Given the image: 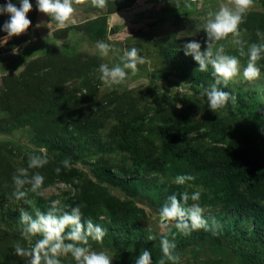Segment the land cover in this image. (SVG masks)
I'll return each instance as SVG.
<instances>
[{"label":"rangeland","instance_id":"obj_1","mask_svg":"<svg viewBox=\"0 0 264 264\" xmlns=\"http://www.w3.org/2000/svg\"><path fill=\"white\" fill-rule=\"evenodd\" d=\"M30 3L33 8L27 14L31 21L29 29L26 33L13 36L7 40L6 44L0 45V97H3L4 82L10 78L9 84L15 85L11 79H14L13 75L19 72L9 67L4 69L5 62L2 58L5 55L23 54L22 50L29 49L46 39H57L63 42L71 39L73 45L66 49L71 54L77 51L78 53L76 59L68 63L67 70H72L75 76L68 79L64 86L80 99V103L87 100L90 94L96 95V98L100 100L115 94L124 96L139 110H175L174 104L177 102L185 103L187 107H196L198 113L209 120L220 121L219 133L242 132L250 126L260 125L264 110V75L252 81L240 76L230 80L224 90L231 95L243 94L244 104L236 100L235 103L229 101L225 108L216 113L208 110L203 92L174 85L171 80L172 78L185 80L201 77L204 88L211 86L215 79L211 66L204 72L189 67L188 64L193 63L194 60L184 55L179 43L187 38L205 36L202 25L208 19V13H215L221 6L231 7L233 0H134L128 8L114 12H110V5L116 3V0H106L103 9L93 7L92 0H74L72 19L63 29L57 28L55 21L36 10L35 0H30ZM248 11L262 12V0H252ZM101 17L106 19L109 32L112 29L106 39L98 40L111 46L109 55L106 57L100 56L96 47L97 41L92 40L82 31V26L86 23ZM7 19V15L0 16V25ZM72 35H75V38ZM4 36L6 33L0 32V38ZM230 41L231 35L217 42V46L222 44L225 50L234 49L236 46ZM10 43L15 46L8 50L10 47L7 48L6 45ZM201 44L203 46V42ZM131 47H136L138 55L143 56L145 60L143 64L137 65L136 75L126 76L125 80L118 85H108L101 81L99 65L105 63L109 67L114 66L124 51ZM13 50L16 52L13 53ZM44 60L46 59H34L29 66L26 64L25 67L24 64L26 77L39 71L40 76L47 73L46 82H50L52 69L48 63L42 65ZM13 63L11 62L12 65ZM40 66H42L41 70H39ZM245 66L240 64L241 70ZM261 71L264 73L262 69ZM191 72L196 73V77L190 75ZM18 80L22 83L25 79ZM87 87L90 93L87 92ZM27 100L26 97L24 102ZM105 105L106 103L103 102L102 107ZM165 105L167 108L164 107ZM7 114L9 113L5 112L4 105L0 103V119ZM202 132L199 130L183 139H189L191 144H196L201 138L198 135ZM45 145L46 143L35 134L34 129L25 123L17 122L15 126H7L5 130L0 131V150L6 153L17 169L27 167L29 154H40V149L47 151ZM47 157L51 158V155ZM96 157L97 154L82 150L76 166L82 175L78 176L77 180L74 179L73 183L55 180L39 192V198L41 203L48 206H51L53 200H57L59 203L56 207H59L72 196L75 183L91 180L98 189L104 190L102 195L106 193L121 201H128V208L134 206L139 209L141 212L115 209L109 214L106 209L94 206L99 220L104 223L100 226L105 229V233H113L127 243L117 247L107 237H104L101 242L89 239L91 250L105 251L112 258L111 264H115L118 255L135 253L137 257L143 249L151 251L153 264H159L163 256L160 246L162 237H167L170 241L174 239L176 248L173 254L178 256L175 264H264V232L261 238L259 233L262 231H257L255 221L234 211L223 210L220 205L210 200V196H207L205 191L203 193L196 187L193 180L179 185L158 173L140 170L138 175L130 178L137 186L138 195L129 197L120 189L94 178L92 169ZM111 158L114 159V155H111ZM115 163L117 164L116 161ZM112 174L119 178L115 169L112 170ZM172 186L178 187L180 193L187 191L191 194L196 190L201 192L199 201L189 200L186 206L198 203L203 209L202 215L208 221V228L200 229V231L208 233L209 237L199 238L192 233L185 236L175 229V221H168L167 227L161 224L159 209L166 202L167 193ZM26 189L28 188L25 187L23 190ZM25 199L32 201V204H25L23 200L18 201L14 198L0 201V264H27L28 257L15 254V244L19 242L22 247L30 250L35 241L40 238L37 234L31 240H26L22 235L23 231L16 228L13 222L14 219L19 220L21 208L28 210L33 216L38 210L37 200L32 192H27ZM148 235H153L155 239L148 240ZM59 259L61 264H75L70 254L60 256ZM134 261L135 259L132 264ZM165 264H172V262L165 260Z\"/></svg>","mask_w":264,"mask_h":264},{"label":"trees","instance_id":"obj_2","mask_svg":"<svg viewBox=\"0 0 264 264\" xmlns=\"http://www.w3.org/2000/svg\"><path fill=\"white\" fill-rule=\"evenodd\" d=\"M133 2L134 0H116V3L110 5V12L128 8ZM2 4L4 0H0V5ZM262 7V12L247 11L243 23L239 25L242 29L241 39L246 41L245 50L248 45L260 42L256 31L259 29L263 32L264 29V0ZM82 28L83 33L94 41L106 39L109 35L106 19L102 17L89 21ZM72 36L75 38V35ZM189 39L202 43L205 36L181 40L179 46L182 47ZM6 46L11 50L15 45L10 43ZM77 53L78 51L68 55L52 50L32 59H46L42 65L48 63L52 69L50 82H46L48 74L40 76L39 71L26 77L24 67L31 64L30 60L13 75L14 79L11 80L15 85L9 84L10 78L3 84L4 93L3 97H0V103L9 114L1 117L0 131L5 130L7 126H15L17 122L28 124L38 138L46 143L47 155H51L43 168L29 170V175L39 172L45 178L41 189L36 193L32 192L40 212L46 213L51 207L40 201L39 192L44 187L51 185L55 180L73 183L74 179L77 180L78 176L82 175L76 166L79 155L84 150L97 154L92 169L94 178L120 189L129 197L138 195L137 186L130 178L138 175L140 170L158 173L171 181L178 175H191L196 187L203 193L205 191L213 203L220 205L223 210H231L245 218L253 219L257 231H262L259 235L263 238L264 110L259 126H250L242 132L219 133V120H209L198 113L196 107H187L185 103L179 110H139L124 96L115 94L103 100L90 94L87 100L80 103V99L64 86L68 79L75 76L72 70H67V66L70 61L76 59ZM225 53L238 56L237 46L225 50ZM13 58L15 59L16 55H13ZM238 59L240 64L246 65L247 57L238 56ZM48 60L51 62H47ZM257 64L264 72V58L257 61ZM188 66L198 71L195 61ZM13 68L14 66L11 67ZM41 69L42 66L39 67V70ZM190 75L196 77V73L191 72ZM20 78L25 80L20 83ZM171 80L174 85L198 92H204L205 89L201 77ZM87 92L90 93L88 87ZM232 96L244 104L243 94L236 93ZM26 97L28 100L24 102ZM103 102L106 105L102 107ZM199 130L203 132L198 135L201 138L196 144H191L189 139H183ZM111 155H114V159ZM65 159L69 160L68 169L61 164ZM57 167L61 168L59 173L55 171ZM113 169L119 178L112 174ZM16 170L6 153L0 150V201L13 198L15 186L12 177ZM73 190L72 196L57 207V215L80 205L82 221L91 219L94 224L104 225L99 220L95 205L106 209L109 214L115 209L141 212L134 206L128 208V201H121L106 193L102 195L104 190L98 189L91 180L78 181L73 185ZM172 194L179 198V188L172 186L167 195ZM13 222L16 228L23 231V225L18 219ZM191 233L199 238L210 236L200 229ZM104 237L110 238L117 247L127 244L110 232L105 233ZM134 259L135 253L121 254L116 257L115 264H132Z\"/></svg>","mask_w":264,"mask_h":264},{"label":"clouds","instance_id":"obj_3","mask_svg":"<svg viewBox=\"0 0 264 264\" xmlns=\"http://www.w3.org/2000/svg\"><path fill=\"white\" fill-rule=\"evenodd\" d=\"M73 2L74 0H35V7L38 12L55 21L57 28L63 29L72 19ZM251 4L252 0H233L231 7L221 6L215 13L209 12L208 19L202 25L205 33L203 49L201 42L196 39H189L181 47L184 55L191 57L201 72L211 66L215 79L209 88L204 89L202 95L206 96L208 110L212 113L225 108L229 101L235 103V96L224 90L234 77L240 76L252 81L264 75L261 66L257 64V61L264 58V32L257 29L256 36L260 42L248 45L246 50L244 47L246 41L240 38L242 29L239 25L243 23ZM105 5L106 0H92L93 7L103 9ZM32 8L30 0H15V2L4 0V4L0 5V16L7 15L8 19L0 25V32L6 33V36L0 38V45L6 44L7 40L13 36L26 33L31 24L27 14ZM229 35H231L230 42L237 46L238 56L247 57L246 66L242 70L237 55L226 54L222 44L217 46V42L225 40ZM96 47L101 57L109 55L111 47L109 44L97 41ZM16 51L13 50V53ZM144 62V57L138 55L136 47L128 48L114 66L109 67L105 63L99 65V79L108 85H118L125 80L126 76L136 75L137 65ZM174 106L177 110L183 107L178 102ZM164 107L167 108V105ZM39 151L40 154H29L27 167L18 168L12 177L15 186L12 197L18 201L23 200L25 204H32V201L25 199L27 192L36 193L44 183L45 178L39 172L29 175L30 169L43 168L48 163L46 150L40 149ZM61 164L65 169L70 167L67 159L61 161ZM55 171L59 173L61 168L57 167ZM193 179L191 175H178L174 182L184 185ZM25 185L30 187L23 190ZM200 196L199 190L191 194L187 191L181 192L179 198L176 194L168 196L159 209L161 224L167 227L168 221H175V229L185 236L198 229H207L208 221L203 217V209L200 205L193 203L191 206H186L189 200L199 201ZM58 203L59 201L53 200L48 212L43 213L37 210L34 216L24 208L20 209L19 221L23 225L24 238L31 240L37 234L40 238L35 241L30 250L17 242L14 247L15 254L28 257L27 264H61L59 257L68 254L75 264H111L112 258L105 251H93L89 245V239L101 242L105 236V229L99 224H94L91 219L82 221L80 205L57 215L59 210L56 205ZM147 239L153 240L155 237L148 235ZM160 246L163 256L159 264H165V260L175 264L178 256L173 254L176 248L174 239L170 241L167 237H162ZM134 264H153L151 251L143 249L136 257Z\"/></svg>","mask_w":264,"mask_h":264},{"label":"water","instance_id":"obj_4","mask_svg":"<svg viewBox=\"0 0 264 264\" xmlns=\"http://www.w3.org/2000/svg\"><path fill=\"white\" fill-rule=\"evenodd\" d=\"M111 32H112V29H110L109 33H111ZM72 45H73V42L71 40L63 42V41H60L57 39H46V40L42 41L41 43L32 46L29 49L22 50V53H25V52L31 51V50L35 51V52L25 56L24 58H22V60H20V57H19L20 54H17L16 55L17 61L14 65V69H15L14 71H16V72L20 71V69L23 67V65L25 64L26 61H29L32 58H36L45 52L56 50V51H60L62 53L69 55L71 53L66 48H68Z\"/></svg>","mask_w":264,"mask_h":264},{"label":"crops","instance_id":"obj_5","mask_svg":"<svg viewBox=\"0 0 264 264\" xmlns=\"http://www.w3.org/2000/svg\"><path fill=\"white\" fill-rule=\"evenodd\" d=\"M33 52H35L34 50H31V51H27V52H25V53H23V54H20L19 55V57H20V60H22V58H24L25 56H27V55H29V54H31V53H33ZM19 54V53H18ZM15 55H17V54H15ZM3 59V61L5 62V66H4V69H6V68H11L12 66H14L15 65V63H16V61H17V58H13V56H11V55H5V57H3L2 58ZM11 62H14L13 63V65L11 64ZM3 69V68H2ZM3 69V70H4ZM14 71V70H13Z\"/></svg>","mask_w":264,"mask_h":264}]
</instances>
